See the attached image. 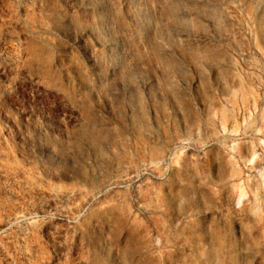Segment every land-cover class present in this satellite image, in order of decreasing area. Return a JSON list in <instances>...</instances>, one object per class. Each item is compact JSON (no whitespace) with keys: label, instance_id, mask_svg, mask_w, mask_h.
Masks as SVG:
<instances>
[{"label":"rangeland","instance_id":"1","mask_svg":"<svg viewBox=\"0 0 264 264\" xmlns=\"http://www.w3.org/2000/svg\"><path fill=\"white\" fill-rule=\"evenodd\" d=\"M0 264H264V0H0Z\"/></svg>","mask_w":264,"mask_h":264}]
</instances>
